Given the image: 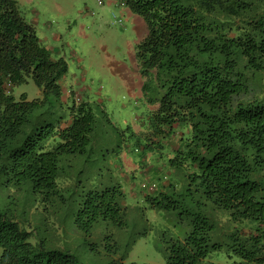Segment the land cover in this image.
<instances>
[{
    "label": "trees",
    "instance_id": "1",
    "mask_svg": "<svg viewBox=\"0 0 264 264\" xmlns=\"http://www.w3.org/2000/svg\"><path fill=\"white\" fill-rule=\"evenodd\" d=\"M123 2L144 24L136 59L140 90L152 105V132L143 149L165 152L158 171L173 175L142 183L144 199L176 209L175 189L184 182L211 210L244 222L230 234L227 255L238 264H264V185L254 178L264 170V0ZM66 71L17 0H0V264H82L69 251L31 240L35 216L46 214L40 208H58L75 194L76 181L63 167L86 152L95 124L89 102L80 98L65 118L39 122L37 109L48 95L60 96ZM28 79L42 99L10 93ZM130 163L122 166L135 168ZM27 192L36 199L22 214ZM124 198L119 183L89 189L78 199L74 223L84 231L99 220L122 226ZM209 215L208 208L196 212L185 235L170 239L165 264H214L207 260L210 248L222 246L210 242Z\"/></svg>",
    "mask_w": 264,
    "mask_h": 264
},
{
    "label": "rangeland",
    "instance_id": "2",
    "mask_svg": "<svg viewBox=\"0 0 264 264\" xmlns=\"http://www.w3.org/2000/svg\"><path fill=\"white\" fill-rule=\"evenodd\" d=\"M17 2L52 57L63 58L67 63V71L59 81L60 96H47L37 109L42 115L39 122L55 123L65 118L68 107L78 103L79 98L89 102L95 115L86 152L63 167L65 174L76 181L75 194L72 192L58 208H40L46 214L35 216L31 240L43 242L46 248L69 251L82 264H165L163 248L170 239L182 238L194 214L208 208L213 224L210 242L222 247L211 246L207 260L238 264L236 257L227 255L226 245L230 234L240 231L244 222H234L222 216L220 210H211L210 201L181 187L184 182L175 189L176 198L181 201L176 209H157L144 199L147 189L141 187L142 183L159 184L164 173L169 177V170L161 167L163 172L158 171L165 152L143 149L145 136L152 132V105L140 90L142 78L136 59V44L144 33L140 18L128 10L123 0ZM10 93L16 99L21 94L29 100L43 98L41 89L31 79L12 86ZM124 162L136 166H122ZM254 178L264 185V170ZM114 183H119L125 194L123 225L99 220L88 231L79 229L74 223L78 199L89 189ZM22 199L19 211L24 214L36 195L27 192Z\"/></svg>",
    "mask_w": 264,
    "mask_h": 264
},
{
    "label": "built area",
    "instance_id": "3",
    "mask_svg": "<svg viewBox=\"0 0 264 264\" xmlns=\"http://www.w3.org/2000/svg\"><path fill=\"white\" fill-rule=\"evenodd\" d=\"M149 190H151V191H152V190H153V186H150V187H149Z\"/></svg>",
    "mask_w": 264,
    "mask_h": 264
}]
</instances>
